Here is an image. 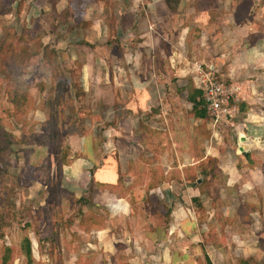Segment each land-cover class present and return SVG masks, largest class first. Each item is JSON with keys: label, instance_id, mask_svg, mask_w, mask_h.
Segmentation results:
<instances>
[{"label": "rangeland", "instance_id": "374dc122", "mask_svg": "<svg viewBox=\"0 0 264 264\" xmlns=\"http://www.w3.org/2000/svg\"><path fill=\"white\" fill-rule=\"evenodd\" d=\"M151 1L0 0V39L6 28L20 37L0 48V264H157L145 241L148 252H120L121 231L154 217L168 232L181 195L199 264H264V63L243 62L242 40H211L237 27L263 46L264 0H170L184 10L170 33L189 24L199 43L189 55L166 35L152 46L168 17L150 16ZM220 54L238 83L236 108L214 121L194 115L187 97L196 61ZM79 161L84 171L70 175ZM120 197L131 207L115 213L107 205Z\"/></svg>", "mask_w": 264, "mask_h": 264}, {"label": "crops", "instance_id": "0c3cea01", "mask_svg": "<svg viewBox=\"0 0 264 264\" xmlns=\"http://www.w3.org/2000/svg\"><path fill=\"white\" fill-rule=\"evenodd\" d=\"M151 2H152V9L154 11L151 13L150 16L154 15L156 18L168 17L165 19V22H164V20H162V22H161L163 24L162 29L161 28L158 29L159 33L156 36L154 35L156 37V42L155 43L152 42V46L154 48L162 47L161 39H163V37L166 35V37L168 36V38L173 37V38H171L170 44L173 46L174 49L183 48V49H185V51H183V52L188 54L187 52H189V51L187 50V48L194 46L196 51L198 50V52H200L199 43L198 44L192 43L195 41L193 39H191L192 36H190V32H188L189 24L184 25L183 28H180V30H177L176 29L177 27H174L175 28L174 31H172L170 33V27L174 26L175 22H176V20L174 21V17L180 16L181 13H184V10L182 9V7L181 8L178 7L177 11H176L175 8L172 9L170 6L167 5L166 0H152ZM129 15H130V17H133V15H135V13L134 12L128 13V16ZM206 15H208V14H206ZM120 16H127V14H122V15L120 14ZM212 21H214V20H211L209 22L210 23L209 25L212 24ZM110 27H111V29L113 28V26L108 25V33H110ZM150 27L152 28L151 30L153 31V27L152 26H150ZM236 28L230 29L229 31L232 33V34H230L229 31L228 32L222 31V29L220 27L219 31L216 32V36L211 35V37H213V38H211V40H213V41L216 40L218 42H220L222 40H229L228 47L230 46V44L232 45V43H230V41L233 38H234V40H237L238 42H239V40H242V42H245L244 49L246 47L245 53H243L242 57H240L241 59L242 58L244 59L243 62L245 64H248L249 62H252V61L260 62V64L264 63V44H263V46H261L262 45L261 40L263 39V37L261 36L262 37L261 38L258 35L255 38L256 39L255 41H252L251 43H246V40L249 41V37H250L249 30L243 29V28H240V29H236ZM248 29H249V27H248ZM144 32H147V29L144 30ZM213 41L211 43H213ZM232 42H233V40H232ZM203 43L204 42H202V44ZM204 45H206V44L204 43ZM165 47H167V46L165 45ZM255 49H257V51H255ZM174 52L176 54L182 53L178 50H174ZM197 54H199V53H197ZM228 61H230L229 57H228ZM213 62H215V63H213ZM226 62H227L226 57L224 58L221 55V56H219L218 60H214L212 62H205L204 60H197L193 67L195 69L196 64H202L203 66H205V65L211 66L212 65V67L216 71V75H219L220 77L226 79L224 77V74L222 73V71L225 69V65H226V67L229 65V63L226 64ZM216 64H218V65H216ZM227 74L228 73H226V75ZM227 78L228 79H226V80L234 81L233 79L231 80L230 77H227ZM234 82H235L234 84H238L236 81H234ZM117 97L118 96L115 97L114 103L117 102L116 101ZM242 107H243V104H242ZM94 134L89 133L87 131L86 133L82 134L81 136L85 137V139L87 141L88 140L87 137L89 136V138H91L94 136ZM81 136H80V138L77 136H73V135L69 137L70 141L72 143H76V145H79L78 150H80V151L82 149H84V142H85V139H81L82 138ZM96 149L98 150L99 147H97ZM94 151L95 150L89 149L88 153L82 154V155H85V157L88 160V163H90V165H93V166L96 164V163H93L94 162L93 160H96ZM109 155L110 154L104 153V157H103L104 159L103 160L106 161L107 159H111V156H109ZM224 164H225V165H223L224 166V168H223L224 173H226L228 176H230V178L235 177V175L237 176L236 165L231 164V162H229V163L224 162ZM81 165H83V163H81L79 161L78 163L75 164V167H70V168L68 167V170L70 171V175L71 174L77 175L79 177L80 173L84 171L83 167L82 168L80 167ZM92 175L93 176L89 180H91L92 178H94V179L96 178L95 182H103L102 179H100L96 173L93 172ZM83 176H84V174H83ZM260 177H261V175H260ZM161 186H163L162 190L166 189L165 185H161ZM161 186H160V189H161ZM168 186H171V185L168 184ZM172 186H175V185H172ZM157 187L159 188V186H157ZM157 187H155V188L152 187L149 189V191L151 192L150 195L152 197H153V195H155L156 197L159 198L158 191H160V190ZM179 189H178V191H179ZM99 190L101 191V189H99ZM183 191L184 190H182V192ZM188 192H192L191 193L192 196H196L199 193L197 187H188ZM166 194L169 195L168 192H166ZM98 196H100V194L95 195V200H96L95 204L98 206L100 205V207H101L103 205V202L105 203V201H102L101 203L98 202L97 201ZM124 201H125V203H124ZM126 201H127L126 198L120 197L116 201H112V202L109 201V204H108V201H106V202L108 204L107 207L108 206L111 207L114 212L117 211L119 208L123 207L122 209H119L117 211V212H119V211L124 210L125 208L127 209L128 207L129 208L131 207ZM155 201H156V198H155ZM180 201H181L180 205H177V203H175V204H173V206L171 208V211L169 214V222L167 223L168 228L169 227L170 228L168 229L169 230L168 232L166 231L167 233L162 232V228L159 226V223L161 222L159 218H154V217L141 218L143 222L138 223L135 220L136 218L132 217L133 220H135V222H136V227L122 229L119 238H120V241L123 242V244H121V247H123V248L120 249V252L124 251V252H126V254H135L136 255L137 252H139V253L141 252L140 247H144L145 244H143L142 242L145 241V242H147V246H148V244H150V246H152L153 249L151 251L153 254L151 253L150 257H154L156 259L157 264H185V263L186 264H199V262H201L203 260V257L200 255V254H202L203 249H201L200 246H193V245L191 246V240H190L191 238L189 235L190 234L189 232L191 230L187 229V226H186L190 220V217H189V215H187V212L185 211L183 206H181L183 203H187V199L181 195ZM156 204H157V207L160 206L162 208V205L161 204L159 205L158 201H156ZM126 217H128V216L126 215ZM190 224H192V222ZM156 225H158L160 228V231L158 233H156L157 228H158V226H156ZM149 226L153 227L155 229H149ZM176 229L178 230V233H177ZM143 230H145V231L143 232ZM163 234H164V237H163ZM160 235L162 237H160ZM146 251L148 252L147 249H146ZM146 254L147 253H145L144 256H146ZM180 257L183 260H179ZM175 260H177V262H175ZM211 262L212 263H210V264H216L213 261H211Z\"/></svg>", "mask_w": 264, "mask_h": 264}, {"label": "built area", "instance_id": "2783aa9c", "mask_svg": "<svg viewBox=\"0 0 264 264\" xmlns=\"http://www.w3.org/2000/svg\"><path fill=\"white\" fill-rule=\"evenodd\" d=\"M194 72L193 82L201 91V99L211 119L217 121L220 115L229 114L230 116L231 111L236 108L232 104L236 93L235 84L216 75L212 65L196 64Z\"/></svg>", "mask_w": 264, "mask_h": 264}, {"label": "trees", "instance_id": "16d2710c", "mask_svg": "<svg viewBox=\"0 0 264 264\" xmlns=\"http://www.w3.org/2000/svg\"><path fill=\"white\" fill-rule=\"evenodd\" d=\"M167 5L170 6L171 8H173V6L170 5V0H166ZM5 30H7L6 35L2 36L0 39V48L3 47L4 45L8 47V45H12L14 40H18L20 39L19 36H16V33L14 32L13 29L10 28H6ZM9 32V33H8ZM194 84V82H193ZM194 88L190 90V93L188 95V101H190L192 103V110L194 112V115H196L197 117H204L206 109L204 107V103L203 100L201 99V91L195 86V84L193 85ZM58 128V127H57ZM23 140H18V142H22ZM202 174L204 176L207 175V171L205 169L201 170ZM0 176H1V170H0ZM153 185H150L149 188H152ZM194 200L196 201L197 199L194 198ZM27 241V246H28V253H30V242L28 239H26ZM11 247L8 246H4V250L5 252H7L6 254L8 255V253L10 252Z\"/></svg>", "mask_w": 264, "mask_h": 264}]
</instances>
